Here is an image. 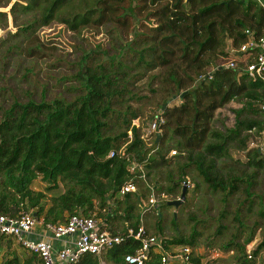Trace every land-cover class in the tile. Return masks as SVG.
Masks as SVG:
<instances>
[{
	"label": "trees",
	"instance_id": "16d2710c",
	"mask_svg": "<svg viewBox=\"0 0 264 264\" xmlns=\"http://www.w3.org/2000/svg\"><path fill=\"white\" fill-rule=\"evenodd\" d=\"M9 1L0 0V5ZM11 12L24 16L18 29L25 33L28 57L43 54L35 32L53 22L77 34L113 25L125 42L81 57L70 93L49 98L28 93L0 107V214L30 212L52 223L94 214L123 240L73 264H128L125 255L134 253L140 241L126 231L137 230L142 199L158 190L149 177L174 164L170 170L175 174L168 172V177L176 175V180L168 178V193L177 195L190 175L194 189L205 185L220 193L224 204L232 196L237 199L235 232L221 245L232 252L225 264H264L263 193L257 191L264 150L248 146L252 135L264 137V86L242 70L256 51L237 50L247 41V30L256 38L264 36V6L255 0H15ZM229 55L235 68L219 62ZM146 86L162 119L158 137L143 131L144 111L131 103L149 98L140 93ZM231 101L241 103L234 110V125L215 128L217 110ZM235 151L244 152V159ZM38 180L45 184L42 190L34 187ZM127 183L135 184L136 191L121 194ZM257 206L259 217L252 219ZM162 221L156 219L153 235L164 251L198 244L195 227L186 236H166ZM256 237L258 243L247 250ZM11 240L0 237V249ZM22 249L21 255L9 252L0 264H41ZM160 258L161 253L150 251L144 264H161ZM192 262L199 264V257L192 256Z\"/></svg>",
	"mask_w": 264,
	"mask_h": 264
},
{
	"label": "rangeland",
	"instance_id": "374dc122",
	"mask_svg": "<svg viewBox=\"0 0 264 264\" xmlns=\"http://www.w3.org/2000/svg\"><path fill=\"white\" fill-rule=\"evenodd\" d=\"M14 1L10 0L6 5H0V107L8 104L13 98L26 99L28 93L36 98L43 95L49 98L70 93L68 87L76 85L72 75L76 74L78 61L81 57L93 51L113 50L112 45L125 42L124 34L113 25L102 26L98 30L89 29L77 34L69 31L61 23L53 22L49 26L40 27L35 32L44 46L41 48L43 54L40 57H28L23 51L26 44L25 33H21L18 29V24L24 16L15 12V18L11 12ZM230 58H232L230 55L227 58L221 57L219 62L221 65H227ZM140 83L141 86L145 84ZM140 93L147 94L149 98L141 103H131L133 107H140L142 112L144 111L145 123L142 125L143 131L147 132L149 124L157 116H160V112L156 111L155 100L147 90V86L141 88ZM240 107L241 103L231 101L225 107L218 109L213 122L214 127L217 129L232 127L235 122L234 110ZM152 114L155 117L149 118ZM146 115L147 117H145ZM140 121L142 122L143 118ZM134 123L138 125L139 122L134 120ZM152 135L154 136V134ZM262 135H252L248 146L258 149L262 147L264 150V137ZM149 141H152V138ZM243 153L240 151L233 152L235 156L241 159H244ZM171 155L170 152L167 157ZM172 167L174 164L169 168H161L158 177H149L152 181L155 179L158 190L151 189L150 191L156 199V207L151 208L147 205L146 195L142 199L144 205L140 211V216L145 229L147 228L146 231L149 234L157 233L155 222L156 219L160 220L161 218L163 220V234L166 236L176 233L186 236L191 233L192 227H195L194 229L199 232V235L196 236L198 244L191 247L193 257H199V264H225L230 260L232 252H224L221 245L226 243L235 232L236 222H234L232 212L237 199L232 196L224 204L220 193L211 192L206 189L205 185H199L197 189L186 187L188 192L185 200L177 208L164 205L169 200L179 198L183 186V182H181V186L176 191L177 195L168 193V187H171L170 182H172L168 178L176 180V175H173L172 178L171 176L168 177V172L175 174L173 170H170ZM260 176L262 184L257 188V191L260 194L263 193L262 202L264 204V173H261ZM186 181H189L192 186L196 183L190 175L187 176ZM150 182L149 187H151ZM44 186L45 184L39 180L34 183L36 189L42 190ZM255 208L253 214L251 213L252 219L258 216V206ZM222 209H225V212H222ZM172 219L175 220L174 223ZM262 224L264 225V221ZM219 225H223L221 232H217ZM244 238L245 235L240 238V241H243ZM258 241L259 237H256L246 246V249L250 250ZM211 242H213V246H206L210 245ZM2 247L0 249V262L9 252L12 254L14 251L17 255H21L23 252L22 247L14 240L3 244ZM175 248L173 247L172 250ZM106 263L111 264L107 261ZM192 264L195 263L192 262Z\"/></svg>",
	"mask_w": 264,
	"mask_h": 264
},
{
	"label": "built area",
	"instance_id": "2783aa9c",
	"mask_svg": "<svg viewBox=\"0 0 264 264\" xmlns=\"http://www.w3.org/2000/svg\"><path fill=\"white\" fill-rule=\"evenodd\" d=\"M264 6L263 0H255ZM247 41L237 50L247 52L251 49L256 51L254 60L247 64L242 70L251 80H258L264 86V36L254 37L251 32L246 31ZM235 68L236 64L230 60L226 65ZM260 108L264 111V89L260 100ZM161 117L157 116L150 124L147 132L150 134L159 133V123ZM174 153V151H172ZM112 153L109 154L111 156ZM135 166H131L134 170ZM187 188L193 187L189 181H183ZM137 187L133 183H127L120 189V193L136 191ZM147 205L156 207V199L150 194ZM41 227L44 232L50 236L48 239L37 230ZM126 233L129 237L140 241L139 247L132 254H127L124 260L128 264H144L149 257L150 251L161 253V264L171 263L174 260L176 264H192V249L189 246L176 247L173 253L164 251L161 241L149 234L142 222L137 230L130 228ZM7 236L19 244L30 253L35 254L41 264H73L85 254L102 255L109 248L119 244L123 239L120 234H113L102 228L99 218L94 214L85 216L82 214H73L68 217L65 223L45 222L30 212H23L16 217H10L0 214V237ZM52 241H61L58 248L53 246Z\"/></svg>",
	"mask_w": 264,
	"mask_h": 264
},
{
	"label": "water",
	"instance_id": "95a60500",
	"mask_svg": "<svg viewBox=\"0 0 264 264\" xmlns=\"http://www.w3.org/2000/svg\"><path fill=\"white\" fill-rule=\"evenodd\" d=\"M156 136H159V133H156ZM187 188L185 185L182 186L180 197L177 199L169 200L166 202L168 206H172L174 208H177L184 200L186 196Z\"/></svg>",
	"mask_w": 264,
	"mask_h": 264
},
{
	"label": "crops",
	"instance_id": "0c3cea01",
	"mask_svg": "<svg viewBox=\"0 0 264 264\" xmlns=\"http://www.w3.org/2000/svg\"><path fill=\"white\" fill-rule=\"evenodd\" d=\"M263 2H264V0H263ZM154 190V189H153ZM151 194V193H150ZM150 194L145 198V199H147L148 200V198H149V196H150ZM146 200V201H147ZM147 203V202H146ZM144 204H143V202H141V209H142V206H143ZM142 222V224L144 225V223H143V221H141ZM99 223H100V226L102 227V219L100 218V220H99ZM102 228H104V229H106V230H108L109 231V229H107V228H105V227H102ZM38 231H39V233H41V235L42 236H44L45 238H49L50 236L48 235V233H46V232H44L43 231V229L41 228V227H38V229H37ZM52 243H53V246L55 247V248H58L60 245H61V241H52ZM101 264H107L106 262H102Z\"/></svg>",
	"mask_w": 264,
	"mask_h": 264
}]
</instances>
